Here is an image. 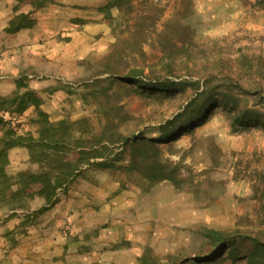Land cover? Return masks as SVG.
Masks as SVG:
<instances>
[{"label":"rangeland","instance_id":"374dc122","mask_svg":"<svg viewBox=\"0 0 264 264\" xmlns=\"http://www.w3.org/2000/svg\"><path fill=\"white\" fill-rule=\"evenodd\" d=\"M111 1L96 0L105 40L96 34L82 47L80 36L91 27H81L78 18L87 10L85 1L73 10L59 4L50 15L42 11L40 44L49 43V36L48 50L59 58L42 61L49 62L42 77L47 83L36 92L43 104L12 120L17 133L35 134L30 120L41 111L51 121L86 119L97 134L107 126V135L117 140L146 141L161 134L160 125L195 89L220 91L216 98L222 101L177 139L145 148V156L127 148L114 168L85 170L58 194L67 212L63 231L72 233L75 247L89 245L91 264H103V258L264 264V125L253 122L264 115V0H120V7L109 6ZM69 12L77 15L67 18ZM71 39L74 46L66 51ZM69 53L78 58L60 59ZM132 73L182 83L184 90L149 95L120 80ZM236 111L257 116L249 113L247 127L233 128ZM7 128L0 125V136ZM11 156L10 174L36 169L26 152ZM25 205L28 211L40 206L36 200ZM86 221L87 234L77 232Z\"/></svg>","mask_w":264,"mask_h":264},{"label":"trees","instance_id":"16d2710c","mask_svg":"<svg viewBox=\"0 0 264 264\" xmlns=\"http://www.w3.org/2000/svg\"><path fill=\"white\" fill-rule=\"evenodd\" d=\"M46 1L19 0L36 9L42 8ZM119 2L120 0L111 1L109 6L120 7ZM28 25L29 23L24 24ZM22 26L18 24L14 29ZM120 80L136 85L149 95L155 92L174 95L178 90H184L182 83L141 79L136 73ZM97 82L93 81L92 85H98ZM92 85L89 87H93ZM16 88L22 92L0 96V125L8 127L0 136V204L28 210L25 202L36 200L40 203L38 212L55 205L58 202V194L65 193L69 185L82 176L85 170L114 168L116 158L127 148L130 149L131 155L137 156V153H140L145 156L147 151L145 148H156L157 143L177 139L186 130L191 129L203 115H207L216 103L222 101V99L217 101L216 98L222 95L220 91L215 94L207 89L201 92L195 89L194 95L186 98L180 111L160 125L161 134L146 141L141 138L130 140L125 137L117 140L116 135H107V126L103 128V132L97 134L94 129L87 126L86 119L51 121L48 114L41 111L30 120V123L36 126L35 134L29 132L19 134L11 125L12 120H16L29 108L38 109L43 100L22 82L17 84ZM234 109L235 107H230L233 112ZM249 113L257 116L255 112L236 111L232 119L233 128L247 127L251 118ZM253 122L264 125V115L256 117ZM117 144L120 145L116 146ZM22 151L27 153V161L31 165H36V169L31 170L29 167L10 174L11 154Z\"/></svg>","mask_w":264,"mask_h":264},{"label":"crops","instance_id":"0c3cea01","mask_svg":"<svg viewBox=\"0 0 264 264\" xmlns=\"http://www.w3.org/2000/svg\"><path fill=\"white\" fill-rule=\"evenodd\" d=\"M83 1L85 3H81ZM79 3L87 6L86 12L84 13V10L81 12L83 14L78 16L81 27L86 29L91 26L88 34L82 33L80 36L81 47L91 44L96 34L103 35L101 42L104 41L107 29L102 22L103 15L96 10L98 7L96 0H47L45 5L38 9L19 0H0V96H8L9 93L17 90L16 85L21 82L35 92L44 88L47 81H43L42 77L47 78L49 62L44 64L42 61L44 58L54 60L58 56L48 50L47 44L51 40L49 36L46 39L49 43H45V46L40 44L38 26L41 13L47 11L50 15L59 4H64L68 9L73 10L79 6ZM74 15L77 14L66 13L67 18ZM51 18L49 16V20ZM26 23L29 25L24 26ZM18 24L23 26L14 29ZM101 42L93 43L98 52L101 51ZM70 46H74L73 39L66 45V51ZM80 51H83V48L77 49L78 53ZM74 54L69 53L60 59L71 58L73 62V58H78ZM40 98L42 99L41 96ZM58 203H61V199L43 212H38L40 206L29 211L17 209L3 211L0 205V264H91L89 245L82 243L81 246L75 247L70 238L72 233L67 236L66 230L63 231L62 226L67 222L64 214L67 212L62 211ZM32 212L35 216L32 215L31 219H28L27 214ZM85 223L86 226L82 225L77 232L85 231L87 234L89 222ZM103 260V264L123 263L115 259L113 261L109 259L108 263L105 258Z\"/></svg>","mask_w":264,"mask_h":264}]
</instances>
